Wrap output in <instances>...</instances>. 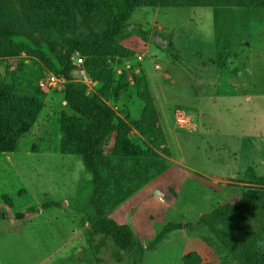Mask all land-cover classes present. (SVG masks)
<instances>
[{
    "label": "rangeland",
    "instance_id": "obj_1",
    "mask_svg": "<svg viewBox=\"0 0 264 264\" xmlns=\"http://www.w3.org/2000/svg\"><path fill=\"white\" fill-rule=\"evenodd\" d=\"M126 30L123 45L134 54L123 60L125 67L145 77L170 154L160 174L107 215L128 225L142 245L176 225L136 264L235 263L244 225L239 214L194 223L215 203L246 189L264 190V181L245 177L248 168L264 175V8L139 7ZM152 31L167 50L149 42ZM28 58L22 52L0 59V76L16 74ZM50 75L59 76L46 69L40 80L47 97L33 128L17 151L0 153V264H132V255L109 236L91 232V175L78 156L58 151L55 116L71 111L64 84L48 86ZM70 75L84 80L77 69ZM83 83L94 91V82ZM104 100L130 119L144 105L133 86ZM176 107L185 109L194 127L176 124ZM159 188L164 196L156 194Z\"/></svg>",
    "mask_w": 264,
    "mask_h": 264
},
{
    "label": "trees",
    "instance_id": "obj_2",
    "mask_svg": "<svg viewBox=\"0 0 264 264\" xmlns=\"http://www.w3.org/2000/svg\"><path fill=\"white\" fill-rule=\"evenodd\" d=\"M139 7L264 8V0H0V59L22 52L29 57L19 62L16 74L0 76V153L17 151L36 123L47 97L40 82L46 69L64 77L62 92L71 112L55 116L58 151L78 156L91 175V232L109 236L119 250L132 255V264L176 227L166 225L142 245L128 225L107 215L160 174L170 154L145 77L126 69L123 61L134 54L123 41L130 34L126 27L131 14ZM75 52L94 91L87 92L86 84L70 75ZM131 86L144 103L135 119L118 115L104 100L106 95L118 99ZM245 177L252 183L264 181L252 168ZM235 214L244 225L239 259L231 264H264V190L246 189L198 216L194 224ZM23 216L16 213L17 219Z\"/></svg>",
    "mask_w": 264,
    "mask_h": 264
},
{
    "label": "built area",
    "instance_id": "obj_3",
    "mask_svg": "<svg viewBox=\"0 0 264 264\" xmlns=\"http://www.w3.org/2000/svg\"><path fill=\"white\" fill-rule=\"evenodd\" d=\"M72 59H73V65H75V69L78 70L80 76L83 77V79H84V80L80 79L78 81L84 82L86 79H89V78H87L88 76L86 75V73L84 72V70L81 67L82 62H83L82 57L80 55H78L77 52H75L74 55L72 56ZM56 81H59V82L64 84L65 79L62 76L56 77L54 75H50L49 76V81H48L47 84H48V86L55 85ZM174 118H175L176 124L178 126H180V127H185L187 125L193 127V125L191 124L192 122H191L189 116L186 114L185 109H183L181 107H176L175 108V110H174Z\"/></svg>",
    "mask_w": 264,
    "mask_h": 264
},
{
    "label": "water",
    "instance_id": "obj_4",
    "mask_svg": "<svg viewBox=\"0 0 264 264\" xmlns=\"http://www.w3.org/2000/svg\"><path fill=\"white\" fill-rule=\"evenodd\" d=\"M149 42L150 43H153L155 45H158L159 47L163 48L165 46V41L161 38H159L156 34H155V31H152L149 35V38H148ZM162 77L164 79H167V80H170L171 79V76L167 73V72H164L162 74ZM156 194L157 195H163V193L159 192V191H156ZM81 254H82V251H81ZM78 258V257H77Z\"/></svg>",
    "mask_w": 264,
    "mask_h": 264
},
{
    "label": "crops",
    "instance_id": "obj_5",
    "mask_svg": "<svg viewBox=\"0 0 264 264\" xmlns=\"http://www.w3.org/2000/svg\"><path fill=\"white\" fill-rule=\"evenodd\" d=\"M193 125V127H194V124H192ZM159 184L160 183H157V185H155V186H158L159 187ZM165 186H166V188L167 189H169L170 191H172V187H171V184H169V183H166V184H164ZM160 190H161V193H163V195L162 196H164V193H166L165 191H163L161 188H159ZM219 203V202H218ZM215 205H216V203H215ZM214 205V206H215Z\"/></svg>",
    "mask_w": 264,
    "mask_h": 264
}]
</instances>
